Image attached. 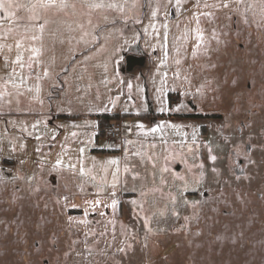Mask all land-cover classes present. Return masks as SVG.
<instances>
[{"label": "rangeland", "instance_id": "374dc122", "mask_svg": "<svg viewBox=\"0 0 264 264\" xmlns=\"http://www.w3.org/2000/svg\"><path fill=\"white\" fill-rule=\"evenodd\" d=\"M41 2L0 8V264H264V0Z\"/></svg>", "mask_w": 264, "mask_h": 264}, {"label": "snow or ice", "instance_id": "6c2138e0", "mask_svg": "<svg viewBox=\"0 0 264 264\" xmlns=\"http://www.w3.org/2000/svg\"><path fill=\"white\" fill-rule=\"evenodd\" d=\"M239 2H241V0H237V3H239ZM176 4H177V6H179V5L181 4V0H176ZM8 6L11 7V5H8ZM69 6H70V5L67 3V0H42V2L39 4V7H42V8L56 7V8H59V9H61V10H62V9H65V8H67V7H69ZM205 6L207 7V5H205ZM4 7H5L4 0H0V8H4ZM89 7H90V8H104V7H108V8H116L117 5H116V4H113V3H109V4H107V5H105V4H103V3H94V4H90ZM120 7H121V10H123L122 6H120ZM222 7H224V8H228V7H229V4H228L227 2H224L223 5H222ZM177 10H179V9H177ZM205 15H208V14L205 13ZM152 16H153V17L156 16V12H155V11L152 12ZM105 19H107V17H105ZM197 22H198V21H197ZM39 27H40V30L43 31L44 25H40ZM81 27H82V26H81ZM151 27L155 28V25H151ZM164 27L167 28V25H164ZM146 31H147V30H146ZM85 35H87V33H85ZM199 36H200V34H199V32H198V38H199ZM38 38H39V37H36V36H33V37H32L33 40H36V39H38ZM164 39H165V41L167 40V32H165ZM198 46H199V44L197 45V47H198ZM0 47H2V46H0ZM16 47L19 49V48L21 47V44H20L19 42H17ZM164 50H165V60H162V61H161L162 64H163V63L166 61V59H167V46H166V44L164 45ZM30 51H31V54H32V55L29 57V60H30V61L32 60L33 57L38 56L39 53H40V49H39V48H36V47H32V48L30 49ZM193 54L195 55V52H194ZM12 63H13L14 65H18L21 69H23L24 67H28V68H31V67H32V64H31V63H28V64L26 65V64L23 62L22 55H20V54H18V55L16 56V59H15L14 61H12ZM37 63H39V61H37ZM176 63L179 64L180 61L177 60ZM10 75H12V76H15V75H16V70H15V68H13L12 73H11ZM48 75H49V71H48V69L45 68V69L43 70V76L46 77V76H48ZM164 75L166 76V74H164ZM37 79H39V77H37ZM26 80H27V77L22 75L21 83H24ZM10 82H11V81H10ZM164 83H166V81H165L164 78L162 77V78H161V84L163 85ZM19 86H20V85L13 83V87H17V88H18ZM128 86H129V88H131V84H129ZM39 90H40V89H39V85H37V87H36V91L39 92ZM28 91H31V89H28ZM157 91L159 92V91H161V89L158 88ZM3 94H4V93H0V95H3ZM161 110H164V109H161ZM33 127H35V125H33ZM138 127L143 128V125H142V124H141V125H138ZM156 131H158V128H152V129H151V132H153V133H155ZM80 151L83 152L84 150H83V149H80ZM210 159H211L212 161H215V160H216V157H215V156H211ZM61 163H62V161H61L60 159H58V160L56 161V165H57V166H59ZM109 163H111V164H116L117 161L112 160V161H110ZM68 167L74 169L76 166H75V165H68ZM202 167H203V166L201 165V168H202ZM164 170L166 171L167 169H164ZM125 171L127 172L128 169L125 168ZM213 171H215V169H213ZM80 172H81V174L83 175V174H84V169L81 168V169H80ZM113 175L115 176V173H113ZM201 175H203V173H201ZM112 195L114 196L115 193H113ZM99 203H100V201H96V204H99ZM111 206H112L114 209L116 208V206H117V201H116L115 199L112 200ZM145 226L147 227V223H146ZM149 231H150V229H149ZM120 251H124V249L122 248V249H120Z\"/></svg>", "mask_w": 264, "mask_h": 264}, {"label": "built area", "instance_id": "2783aa9c", "mask_svg": "<svg viewBox=\"0 0 264 264\" xmlns=\"http://www.w3.org/2000/svg\"><path fill=\"white\" fill-rule=\"evenodd\" d=\"M127 127L124 123V117L118 113L106 118L101 133L109 140L117 142L121 146L127 142L130 135L126 132Z\"/></svg>", "mask_w": 264, "mask_h": 264}, {"label": "water", "instance_id": "95a60500", "mask_svg": "<svg viewBox=\"0 0 264 264\" xmlns=\"http://www.w3.org/2000/svg\"><path fill=\"white\" fill-rule=\"evenodd\" d=\"M145 63L144 56L127 55L125 58V70L130 72L136 66H143Z\"/></svg>", "mask_w": 264, "mask_h": 264}, {"label": "trees", "instance_id": "16d2710c", "mask_svg": "<svg viewBox=\"0 0 264 264\" xmlns=\"http://www.w3.org/2000/svg\"><path fill=\"white\" fill-rule=\"evenodd\" d=\"M107 117H109L108 115H103V116H101V118H107ZM103 121V120H102Z\"/></svg>", "mask_w": 264, "mask_h": 264}, {"label": "crops", "instance_id": "0c3cea01", "mask_svg": "<svg viewBox=\"0 0 264 264\" xmlns=\"http://www.w3.org/2000/svg\"><path fill=\"white\" fill-rule=\"evenodd\" d=\"M100 117V116H99Z\"/></svg>", "mask_w": 264, "mask_h": 264}]
</instances>
